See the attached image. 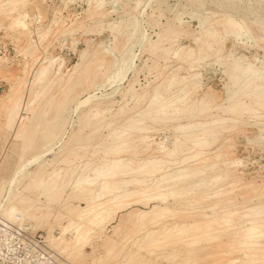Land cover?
<instances>
[{
  "label": "rangeland",
  "instance_id": "1",
  "mask_svg": "<svg viewBox=\"0 0 264 264\" xmlns=\"http://www.w3.org/2000/svg\"><path fill=\"white\" fill-rule=\"evenodd\" d=\"M95 1L96 0H19L18 2L16 1L13 6L11 0H0V186L1 184H6V180L9 179L18 167H26L31 156L45 152L49 147H52V150L48 152L49 155L41 159H55L50 162L49 165L45 166V168H38V164L36 163L27 166L25 171L29 173L38 171L39 176L45 177L47 173L53 169L63 168L67 171L65 174L66 181L69 179V184L64 188L65 190L63 189L58 195L48 199L41 196L39 197L37 192L23 189L24 185L28 184L31 178H27L23 184L20 185L19 190H23L22 193L24 195L30 196L33 199L39 197V202L36 205L41 208L39 209L40 212H47L46 206L50 208V218L47 223H43V226L29 221H25V223L22 221L23 223L14 224L6 220L3 216H0V219L8 224L27 226L31 233L37 232L42 234L45 239L46 247L55 251L64 261V264H124L126 262L127 264H137L139 261V264H225L227 260L242 257L241 253L237 252L241 247L232 244L235 238L234 233L227 234L226 232L216 233L218 240L215 238L212 242L211 240L204 241L199 243L198 246L195 245L186 248L184 245L183 247V243L175 238L171 241L172 243H169V241L167 242L169 244L166 243L165 245L164 242H162L160 243L161 245L152 246V248L149 249L151 246L147 245V240L150 235L145 233V231H157L159 227L153 224L148 225L146 221L140 222L137 218L141 211L147 212L151 210L154 205L159 208L165 206L169 207L167 210L169 212L168 216L164 219V230H162L159 235L162 240L163 233L177 223L180 225L196 223L199 226H203L209 219L206 214L210 215L212 213L213 210L210 209V207L215 203H217V207L214 211L218 214L229 211H240L239 213H243L246 209L245 207L253 205L256 208L258 206H260L259 208L264 207V204H262L264 197L260 196L264 193V132L262 135L260 134L262 132L261 129L264 128V107L256 104L255 99L252 98L254 96H248L243 98L244 105L238 108L235 114L231 113L227 110V107L231 105L232 100L226 99L225 88L229 82L228 73L232 71L230 62L233 61V58L240 59L239 62L242 64L252 63L257 66L264 64V0H203L199 4H191L186 0H98L99 2L97 4H90ZM20 2L25 4L21 6ZM16 3L19 4L16 5ZM197 15L206 18L205 26L210 23L214 24L213 26L219 31H223L224 20L231 15L237 22H244L243 24L251 33V37L249 39L247 38L243 45H241V42L244 41V36H239L235 40L220 39L218 41V47L220 48L219 56L223 60V63H217L216 55L210 54L196 61L193 63L194 66L190 67L187 63H184L186 62V53L191 50V48L194 53L198 52V47L194 39L199 37L201 35L200 33L204 30H202L199 25L198 17H196ZM121 18L125 27L116 30L117 33L115 32V34L106 27H101L109 23L116 27ZM132 18L139 21L141 31L144 35L155 42L153 43L155 52L141 48L137 38L131 39L132 42L128 41V36L133 33V30L130 28V26H132ZM221 18L223 19L221 20ZM18 19L25 20L29 26L25 28L17 22ZM216 19L219 21V24L215 25L214 22L217 21ZM253 25L256 27L254 28ZM73 28L76 30L71 31L70 29ZM200 30H202V32ZM157 41L158 43H156ZM31 44H33L34 47L31 46ZM29 47H31V49ZM25 48L28 50L26 51ZM127 48H131L135 56L131 65L132 67L127 71L124 78L117 83V88L115 85L110 86L105 83V78L107 75L108 77L110 76L116 58H120ZM175 52L180 56H176ZM158 53L160 55H158ZM35 57H38V62L35 69L31 71L32 60ZM180 57H183L182 60H179ZM43 60L44 62L42 63ZM48 61L51 65L50 63L47 64ZM222 64L224 65L222 66ZM100 65L102 66L99 71L98 67ZM180 66L181 68L177 71V76L178 78L180 77L179 80L182 82L180 81L181 83H177L175 86L166 89L169 91H166L164 88L165 85L172 79L174 69ZM40 67H49V74L47 73L49 76L46 82L42 84L43 86L40 85L43 88L40 86H33L34 80L40 71ZM224 69L226 70L224 71ZM160 70H162V74L159 73L161 72ZM195 74H197L195 77L196 80L198 79L196 85L197 89L195 88L196 91H194L195 89L192 91L190 90L184 97L186 103L177 102L175 106L177 108L180 107V109L185 108L187 111L195 110L193 116L197 118L193 116H191V118H189V116H182L179 119H174V121H171L173 120L171 118H169V120L166 118L154 121L148 117L150 115L149 113L146 114L147 105L155 95L160 96V91H162V97L177 95L180 88L191 86V81L194 80V77L191 79V76ZM29 83L31 85L27 86ZM52 84L54 89L51 88ZM160 84H162V87ZM157 87L158 89H156ZM30 88L32 89L30 90ZM161 88L163 89L161 90ZM29 90L31 93H29ZM129 91L131 93H129ZM39 93L40 95H37ZM89 94H95L97 98L84 106L81 105L78 107L79 109H77L75 114L72 113V109L77 105L76 102H78L80 98V100H83ZM106 94L109 95L107 96ZM34 96L37 97L36 99L34 98L35 101L34 99L31 100ZM140 96L143 100L140 99ZM22 97L23 99L21 100L20 98ZM19 102L22 110L20 112L18 124L14 129L8 128L5 126L7 111L10 107ZM136 103H138L137 106L135 105ZM204 103L208 105L206 106ZM198 104L201 108L202 106L208 107L209 109L207 110L209 112L206 110L200 114L198 110L201 108ZM214 106L216 107L213 108ZM121 107H123V110L120 112L122 109ZM57 108L63 112H58ZM144 109L145 111H143ZM244 110L246 111L243 112ZM249 110L250 112H247ZM102 111H104V113ZM91 112L92 119L90 118ZM136 114L140 116L144 114L145 116L142 115L140 117L139 115L136 116ZM86 115H88L87 119L85 117ZM132 118L137 119L132 120ZM219 119H223V124L219 129L220 133L218 134L217 140L210 146H207V148L199 147L190 150V154L198 151L203 152L200 156V160L204 163H210L214 161V154L218 148L221 147L224 157H222L221 161L218 163L219 168H215L214 171H212L213 169L210 171L207 169V176H205L208 179L221 169L231 167V173L228 174L226 179L220 181L219 185L208 184L202 191L199 190L196 191V193L195 191H189L190 194L188 195L186 193L176 197H169L163 204H158L157 201L148 202L145 199L137 201L135 196L130 195L127 197V200L124 201L127 203L126 206L122 207L118 212L111 214L109 216L110 218L108 217L110 221L107 218L108 220H105L106 223L104 221L97 226L91 227L92 232L90 231L88 242L81 250L82 252L80 251L78 254L73 253L67 255L65 252L61 253L59 249H52L48 246L46 242L48 225L52 227L51 234L58 235L60 226L66 224L68 219L74 218L71 211L74 208L83 209L87 206L85 200L80 199L79 196L76 195V192L73 191L76 178L79 179L80 176L85 177V175H89L91 178L92 171L89 170H92L93 167L97 169L101 167V169H103L109 166L111 161L116 158H122L125 161L130 160L134 167L143 165L145 160L162 159V161L166 163L163 164L162 170L157 172L156 176H149L147 173L137 175L141 184L148 187L162 172L169 173L175 171L176 164H172V162L176 163L186 156L181 153L178 155V159H172L171 161L162 158L164 149L166 150L171 147L175 140L177 126L191 125L194 127V130L197 129V127V130H199L201 125L211 124L212 126L215 125ZM135 120H137L139 125L136 124L137 122ZM163 120L164 124L166 123L165 125L162 122ZM213 120H215V122ZM96 121L97 123H95ZM131 121L135 124L133 125ZM127 125H129V127ZM131 126H134V128ZM139 127H141V129L144 127V129L139 130ZM175 127L177 128L174 131ZM130 128L132 129L130 130ZM122 131L126 133L132 131L128 139L131 141L133 139L135 140L132 142L135 145L137 144L135 149L133 148L134 151L131 150L129 153L110 152L107 153V155L104 151L107 148L109 149L110 146V148H112V146L114 147L116 144H120L123 141V137L127 135L126 133L124 134V132L122 133ZM145 131H147V133ZM54 135L59 137L53 138ZM259 135L262 137L258 141L257 137ZM118 136L120 139L117 138ZM144 137H148V139L146 141L142 140ZM194 137L195 133L188 135V138L180 137V139L185 146L191 147L192 144L190 140ZM145 145L148 146L145 147ZM102 146L105 149L102 148ZM167 162H171V164ZM223 162L226 164H222ZM204 163L197 166H202ZM131 175L132 174H127L128 177L125 175V177L121 176L118 180H126L130 178ZM198 178L199 177H196L192 180L194 181ZM72 184L73 186H71ZM31 186L32 184L29 187ZM135 186V184L129 185L127 188L128 192L133 191ZM70 187L72 189H70ZM91 190L97 192L98 186L91 188ZM199 194H203L202 197ZM191 196H194V198L192 197L191 201L188 202V198ZM198 197L201 198L199 199ZM207 197L210 198V201L209 198L208 200L206 199ZM176 200H180V202ZM185 204L188 205L185 206ZM185 207H187V209ZM204 208L205 210H203ZM193 210L196 211L193 212ZM179 211L183 214L186 213L184 214L186 218ZM32 212H36V210H32ZM137 213L139 214L137 215ZM128 215L130 218H128ZM181 215L183 217H181ZM242 227L243 224L239 222L232 232H236L237 234ZM220 236L222 238H220ZM261 241L264 248V239ZM228 243L229 245H227ZM109 244L112 245L109 246ZM168 245L170 247H168ZM160 248H164V251ZM204 248L206 250H204ZM231 249L233 252L228 254L227 252L231 251ZM135 253L136 255H134ZM129 257L131 258L130 262ZM189 259L192 260L190 261ZM136 260L139 261L136 262Z\"/></svg>",
  "mask_w": 264,
  "mask_h": 264
},
{
  "label": "bare ground",
  "instance_id": "2",
  "mask_svg": "<svg viewBox=\"0 0 264 264\" xmlns=\"http://www.w3.org/2000/svg\"><path fill=\"white\" fill-rule=\"evenodd\" d=\"M18 2L19 0H11V3L13 6L15 4V2ZM21 1H26V0H21ZM187 2L191 3V4H199L201 3V1L203 0H186ZM99 1L96 0L94 3H90V4H97ZM21 6L24 5L25 3L22 4ZM19 3H16V5ZM217 6H219L218 4H215ZM89 6V5H88ZM91 7V6H90ZM17 8V6H16ZM95 8V7H94ZM14 9V8H13ZM17 10V9H16ZM222 10V9H221ZM12 11V10H11ZM90 11V10H89ZM226 11V10H225ZM7 13V12H6ZM10 13V12H9ZM14 13V11H13ZM38 14V13H37ZM92 14V13H90ZM12 15V14H10ZM18 15V14H17ZM177 15V14H176ZM180 16V15H177ZM24 17V16H23ZM39 17V16H38ZM92 17V16H91ZM198 17V21H199V25L202 28V30H200L202 33H200L199 37L195 38L194 41L197 44L198 47V52L194 53V51L189 50L186 53V62L190 67H193V63H195L196 61H199L201 59H203V57L210 55V54H215L216 55V62L221 64L223 63L222 59L219 56V52H220V48L218 47V41L220 39H237L239 36H244V41L241 42V45L245 44L244 42H246L247 38L249 39L251 37V33L249 32L248 29H246V27L244 26V22L240 23L237 22L233 16H228V18H226L224 20V24H223V31H219L217 30L213 25L214 24H209L207 26H205V22H206V18L200 17V16H196ZM175 18V17H174ZM173 18V19H174ZM193 18V17H192ZM25 19V18H24ZM223 18H221L222 20ZM217 20V19H216ZM250 21V20H249ZM18 23H20L21 25H23L25 28H27L29 25L25 20H21L18 19L17 21ZM53 22V21H52ZM179 22V21H178ZM181 23V22H180ZM215 25L219 24V21H215L214 22ZM249 23V22H247ZM102 24V23H101ZM131 24L132 26H130V28L133 30V33L130 34L128 36V41L132 42L131 39H138V43L139 45H141V48L143 49H147L150 51H154L155 49L153 48V43H155L154 41H151L150 39H148L146 37V35H144V33L141 31V26L138 20L135 19H131ZM182 24V23H181ZM250 24V23H249ZM248 25V24H247ZM246 25V26H247ZM218 26V25H217ZM250 26V25H249ZM23 27V28H24ZM101 27H106L107 29H109L113 34H115L116 30L118 29H123V27H125L122 18L121 20H119L118 25H116V27L109 23L105 26H101ZM253 27L255 28L256 26L253 25ZM50 29V28H49ZM170 29V28H169ZM71 31H74L76 29H70ZM256 30V29H255ZM258 30V29H257ZM30 31V30H29ZM46 32H48L47 30H45ZM64 31V30H63ZM62 31V32H63ZM69 31V30H67ZM70 31V32H71ZM168 31V30H166ZM170 31V30H169ZM66 32V31H65ZM28 33V32H27ZM42 33V32H41ZM117 33V32H116ZM119 33V32H118ZM176 33V32H175ZM164 34V33H163ZM31 35V34H30ZM32 36V35H31ZM40 36V34H39ZM189 36V35H188ZM139 37V38H138ZM256 37V36H255ZM161 39V38H160ZM164 39V38H163ZM174 39V38H173ZM254 39V38H253ZM257 39V38H255ZM115 40V39H114ZM159 40V39H158ZM171 40V39H170ZM31 41V40H30ZM172 41V40H171ZM258 41V40H257ZM260 42V40H259ZM258 42V43H259ZM158 43V41L156 42ZM30 44V43H29ZM28 46V45H27ZM31 46H33V44H31ZM113 46V45H112ZM111 46V47H112ZM34 47V46H33ZM31 49V47H29ZM36 48V47H35ZM163 48V47H162ZM164 49V48H163ZM190 49V48H189ZM26 50V48H25ZM28 50V49H27ZM26 50V51H27ZM159 50V49H157ZM168 50V49H167ZM166 50V51H167ZM251 50V49H250ZM161 51V50H159ZM178 51V50H177ZM184 51V50H183ZM155 52V51H154ZM165 52V50H164ZM180 52V51H179ZM176 53V52H175ZM184 53V52H183ZM155 54V53H154ZM163 54V53H162ZM112 55V54H110ZM158 55H160L158 53ZM114 56V55H113ZM176 56H180L178 53H176ZM183 56V55H181ZM94 57V56H93ZM134 54L132 52L131 48H127L124 50V54L122 56H120V58H116V62L113 65V70L110 73V76L108 77V75L105 78V83H107L108 85L112 86L115 85L117 88V83H119L125 76V74L127 73V71L129 69H131L130 67H132V63H133V59H134ZM166 57L168 58V56L166 55ZM176 58V57H175ZM181 58V57H180ZM179 60H182V58ZM185 58V57H184ZM237 58V57H236ZM215 59V58H214ZM115 60V59H114ZM177 60V61H179ZM228 60V59H227ZM53 61V60H52ZM184 61V60H183ZM240 59H234L233 61L230 62V65L232 67V71L229 72V82L226 85V99L227 100H232V103L230 106L227 107V110L231 113H236L237 109L240 108L241 106L244 105L243 102V98L244 97H250V96H254L252 98L255 99L256 104L258 106H263L264 107V64L262 65H253L252 63H247V64H242L239 62ZM38 62V57L33 58L32 60V65H31V71L35 69V66L37 65ZM44 62V60L42 61V63ZM165 62V61H164ZM31 63V62H30ZM41 63V62H40ZM50 62L48 61L47 64H49ZM90 64V63H89ZM51 65V63H50ZM88 65V64H87ZM224 64H222L223 66ZM96 66V65H95ZM102 65H100L98 67L99 71ZM167 66V65H166ZM51 67V66H50ZM53 67V65H52ZM155 67V65H154ZM228 67V66H227ZM40 67V71L37 74L33 86L35 87H39L40 85L44 84L47 80V77L49 75H47L48 73V69L49 67H44L42 68ZM59 68V67H58ZM165 68V67H164ZM181 68L177 67L176 69H174L173 73V77L170 81L167 82V84L165 85V90L169 89L173 86H175L177 83H179L181 80L180 77L178 78L177 76V71ZM225 68V67H224ZM75 69V68H74ZM96 69V68H94ZM163 69V68H162ZM24 70V69H23ZM164 70V69H163ZM226 69H224L225 71ZM59 71V70H58ZM161 72L159 73H163L162 70H160ZM105 72V71H104ZM23 73V72H22ZM58 73V72H57ZM198 73V72H197ZM49 74V73H48ZM188 74V73H187ZM227 74V75H228ZM158 75V74H157ZM191 75V74H190ZM159 76V75H158ZM197 74L192 75V77H194V80L191 81V86H185L179 89V93L173 96H169V97H162L161 92L160 91V96L158 95H153L154 97L151 99V101L149 102L148 100V105H147V111L146 114L149 113L150 117L152 120H161V119H166L171 118L174 121V119H179L182 116H189V118H191V116H193L194 111L195 110H190L187 111L185 108L180 109L177 108L175 106V103L180 102L183 103L185 102L184 97L190 92V90H194L196 88L197 85V80L196 77ZM199 76V75H198ZM185 77V76H184ZM228 77V76H227ZM182 78V77H181ZM95 79V78H94ZM183 80V79H182ZM185 81V80H184ZM183 81V83H184ZM31 82V81H30ZM166 82V81H165ZM182 82V81H181ZM180 82V83H181ZM16 83V82H15ZM182 83V84H183ZM55 84V83H54ZM159 84V83H158ZM31 84L29 83L27 86H30ZM48 85V84H47ZM56 85V84H55ZM65 85V84H64ZM63 85V86H64ZM150 85V84H149ZM162 84H160L161 86ZM21 86V85H20ZM32 86V87H33ZM43 86V85H42ZM114 86V87H115ZM158 86V85H157ZM184 86V85H183ZM41 87V86H40ZM162 87V86H161ZM43 88V87H41ZM53 88V84L52 87ZM129 88V86H128ZM32 88H30L31 90ZM54 89V88H53ZM158 89V87L156 88ZM160 89V87H159ZM163 88H161L162 90ZM175 89V88H174ZM177 89V88H176ZM197 89V88H196ZM196 89L194 91H196ZM29 90V93H31ZM42 90V89H41ZM49 90V89H48ZM61 90V89H60ZM114 90V88H113ZM130 90V89H129ZM155 90V89H154ZM153 90V91H154ZM225 90V89H224ZM39 91V90H38ZM43 91V90H42ZM40 91V92H42ZM128 91V90H127ZM169 91V90H166ZM37 92V91H36ZM83 92V91H82ZM133 92V91H132ZM146 92V91H145ZM157 92V90H156ZM129 93H131L129 91ZM47 94V93H46ZM111 94V93H110ZM158 94V93H156ZM192 94V93H191ZM31 95V94H29ZM37 95H40L37 94ZM42 95V94H41ZM107 96L109 94H106ZM143 95V94H142ZM43 97V96H42ZM101 97V96H100ZM135 97V96H133ZM141 97V96H140ZM139 97V98H140ZM144 98H146L145 96H143ZM206 97V96H204ZM27 98V97H26ZM36 99L37 97H32L31 100ZM52 98V97H51ZM97 96L95 94H89L88 96H86L83 100H80L77 103L76 107L74 109H72V113H76L77 109H79L78 107H80L81 105L84 106L85 104L93 101L94 99H96ZM106 98V97H104ZM151 98V97H150ZM21 100L23 99L20 98ZM19 99V100H20ZM34 99V101H35ZM134 99V98H133ZM142 99V97L140 98ZM188 99V98H187ZM186 99V100H187ZM202 99V98H201ZM20 100V101H21ZM135 100V99H134ZM137 100V98H136ZM143 100V99H142ZM141 101V100H140ZM199 101V100H198ZM209 101V98H208ZM254 101V102H255ZM137 102V101H136ZM139 102V100H138ZM142 102V101H141ZM192 102V101H191ZM190 102V103H191ZM201 102V101H200ZM213 102V101H212ZM253 102V101H252ZM6 103V102H5ZM186 103V102H185ZM184 103V104H185ZM31 104V103H28ZM45 104V102H44ZM96 104V103H95ZM138 103H136L135 105L137 106ZM196 104V103H195ZM200 104V103H199ZM198 104V106H199ZM205 104V103H204ZM246 104V103H245ZM248 104V103H247ZM52 105V104H50ZM65 105V104H64ZM74 105V106H75ZM98 105V104H97ZM180 105V104H179ZM193 105V104H192ZM190 105V106H192ZM202 105H203V101H202ZM206 105V104H205ZM208 105V104H207ZM206 105V106H207ZM210 105V104H209ZM251 105V104H249ZM248 105V106H249ZM255 105V104H254ZM49 106V105H48ZM58 106V104H57ZM61 106V105H60ZM106 106V105H105ZM123 106V105H122ZM135 106V107H136ZM182 106V105H181ZM184 106V105H183ZM227 106V105H225ZM3 107V106H2ZM187 107V105H186ZM194 107V105H193ZM200 107V106H199ZM216 106H214L213 108H215ZM219 107V106H218ZM223 107V106H222ZM245 107V106H244ZM250 107V106H249ZM257 107V106H256ZM51 108V106H50ZM122 108V109H121ZM119 109L120 112L123 110V107H121ZM134 108V107H133ZM132 108V109H133ZM190 108V107H189ZM201 108V107H200ZM212 108V107H211ZM220 108V107H219ZM225 108V107H224ZM243 108V107H242ZM255 108V107H253ZM259 108V107H257ZM49 109V108H48ZM62 109V108H61ZM90 109V108H88ZM87 109V110H88ZM100 109V108H99ZM98 109V110H99ZM207 109H209L208 107H203L198 110L199 113L201 114V112H205ZM218 109V108H216ZM222 109V108H220ZM22 110V107L19 103H16L14 106L10 107L7 111V115H6V121H5V126H7L8 128L14 129L19 121L20 118V112ZM40 110V109H39ZM58 110V108H57ZM106 110V109H105ZM211 110V109H210ZM225 110V109H224ZM243 110V109H241ZM255 110V109H254ZM261 110V109H260ZM62 111V110H61ZM60 110H58V112H61ZM90 111V110H89ZM94 111V110H93ZM116 111V110H115ZM118 111V110H117ZM142 111V109H141ZM145 111V109L143 110ZM208 111V110H207ZM217 111V110H216ZM246 110H244L243 112H245ZM256 111V110H255ZM57 112V111H56ZM63 112V111H62ZM83 112V111H82ZM104 113V111H102ZM109 112V111H108ZM119 112V113H120ZM140 112V111H139ZM138 112V113H139ZM209 112V111H208ZM207 112V113H208ZM247 112H250L247 111ZM259 112V111H257ZM66 113V112H65ZM97 113V112H96ZM95 113V116H96ZM198 113V112H196ZM239 113V112H238ZM237 113V114H238ZM254 113V112H253ZM84 114V113H83ZM82 114V115H83ZM91 116L90 118L92 119V112L90 113ZM94 114V113H93ZM99 114V113H98ZM117 114V113H116ZM228 114V113H227ZM240 114V113H239ZM255 114V113H254ZM36 115V114H35ZM57 115V114H56ZM81 115V116H82ZM122 115V114H121ZM139 114H136V116H138ZM145 116L144 114H141V116ZM214 115V114H213ZM212 115V116H213ZM224 115V114H221ZM232 115V114H231ZM247 115V114H246ZM257 115V114H256ZM255 115V116H256ZM260 115V114H259ZM263 115V114H262ZM88 115H86V119ZM94 116V115H93ZM115 116V113H114ZM140 116V115H139ZM140 116V117H141ZM208 116V115H207ZM206 116V117H207ZM230 116V115H228ZM233 116V115H232ZM252 116V114H251ZM43 117V116H42ZM84 117V118H85ZM130 117V116H129ZM194 118H197L195 116H193ZM192 117V118H193ZM235 117V115H234ZM239 117V116H238ZM237 117V118H238ZM260 117V116H259ZM264 117V116H263ZM89 118V120H90ZM95 118V117H93ZM143 118V117H142ZM204 118V117H203ZM210 118V117H209ZM226 118V117H225ZM236 118V117H235ZM101 119V118H100ZM137 119V118H134ZM132 118V120H134ZM139 119V118H138ZM65 120V118H64ZM70 120V119H69ZM103 120V118H102ZM192 120V119H191ZM189 120V121H191ZM225 120V119H224ZM77 121V120H76ZM98 121V120H97ZM97 121L95 123H97ZM130 121V120H129ZM137 122V120H135ZM134 121V122H135ZM140 121V120H139ZM142 121V119H141ZM140 121V122H141ZM144 121V119H143ZM167 121V120H165ZM176 121V120H175ZM202 121V120H201ZM215 122V120H213ZM212 121V124H213ZM229 121V118H228ZM84 122V121H83ZM86 122H90V121H86ZM100 122V121H99ZM132 122V121H131ZM159 122V121H158ZM164 124V120L162 121ZM160 122V123H162ZM223 119H219L217 120V123L215 125H201L198 129L194 130V127L191 125H181V126H177L174 128H177V132L175 134V140L172 144L171 147L167 148L166 150L164 149L163 156L162 158L168 159L169 161H171L172 159H178V155L183 153L184 156L180 161H177L176 163L172 164H176L175 167V171H171L169 173H161V175L159 177H157L155 179V181L153 183H151V185H149L148 187L143 186L141 184V181L137 178V175H141L144 173H147L149 176H156L157 172H160V170H162L161 168L163 167V164L166 163L165 161H162V159H154V160H150V161H146L143 163V165L141 166H132V162L130 160H124L122 158H116L113 161H111L110 165L101 169V165L98 166L100 167V169H97L95 167H93L91 175L92 177L90 178L89 175H85V177H81L79 179H75L76 182H74V186L73 184L71 186H73V191L76 192V195L79 196L80 199H84L85 202L87 203L86 208L83 209H76L74 208L71 211V214H73L74 218H70L67 220V223L64 225L60 226V230L58 235H52V227L50 225H48V230H47V244L50 248L52 249H59L61 253L65 252L67 255H71L73 253H80V251L84 248V246L86 245V243L88 242L89 236H90V231L92 230L91 227L97 226L101 223H103L111 214H113L114 212H118L119 210H121L122 207L126 206L127 203H125L124 201L127 200V197H129L130 195H133L136 197L137 201H141L143 199H145L146 201L150 202H155L157 201L158 204L159 203H164L169 197H176L178 195H183V194H190L189 191L193 192L195 191H199L202 189H204L205 187L208 186V184L210 185H219L220 181H223L224 179H226L228 177V174L231 173V167L228 168H224L221 169L220 171H218V173L210 176L208 179L205 177L207 176L206 174V170L208 169L209 171L211 169H213L212 171H214L215 168H219L218 163L221 161L222 157H224V153L220 148H218V150L215 152L214 154V161L210 162V163H204L203 161H201L200 156L203 154V152H196L193 154H190V150L192 148H199V147H205L207 148V146H210L212 143H214L217 140L218 134L220 133V127H222V123ZM227 122V120H226ZM233 122V121H231ZM133 123V122H132ZM144 123V122H143ZM142 123V124H143ZM146 123V122H145ZM153 123V122H151ZM177 123V122H176ZM189 123V122H188ZM199 123V122H198ZM211 123V122H210ZM135 123H133L134 125ZM138 124V122L136 123ZM150 124V123H149ZM166 124V123H165ZM164 124V125H165ZM201 124V123H200ZM203 124V123H202ZM205 124V122H204ZM207 124V122H206ZM81 125V124H80ZM85 125V124H84ZM94 125V123H93ZM110 125V124H109ZM139 125V124H138ZM145 125V124H144ZM143 125V126H144ZM198 125V124H197ZM196 125V126H197ZM66 126V125H65ZM129 127V125H127ZM136 126V125H135ZM141 126V125H140ZM147 126V125H146ZM150 126V125H149ZM199 126V125H198ZM64 127V126H63ZM79 127V126H78ZM134 128V126H131ZM148 127V126H147ZM152 127V126H151ZM173 127V126H171ZM81 128V127H80ZM87 128V127H86ZM139 130L144 129V127H139ZM196 128V127H195ZM33 129V128H32ZM82 129V128H81ZM85 129V128H84ZM124 129V128H123ZM132 128H130L131 130ZM83 130V129H82ZM125 130V129H124ZM147 130V129H146ZM126 131H127V127H126ZM144 131V130H143ZM148 131V130H147ZM147 131H145L147 133ZM261 135L264 132V128L261 129ZM52 132V131H51ZM82 132V131H80ZM124 131H122L123 133ZM132 132V131H130ZM130 132H124V134L126 133L127 135L125 137H123V141L120 144H116L114 147L112 146V148L109 147V149L107 148L104 152L110 153V152H116V153H122V152H131V150H133V148L135 149L136 145L132 142H134L135 140L133 139L132 141L129 138L130 136ZM135 132V129H134ZM115 133V132H114ZM118 133V132H116ZM121 133V134H122ZM175 133V132H174ZM195 133V137L193 139H191V147H187L184 145V143H182L180 137L183 138H188V135L190 134H194ZM23 134V132H22ZM78 134V133H77ZM31 135V134H30ZM123 135V134H122ZM261 135H259L257 137V140L259 141V139L262 137ZM264 135V134H263ZM16 136V135H15ZM48 136V134H47ZM71 136V135H70ZM116 136V135H115ZM120 136V135H119ZM119 136L117 138H119ZM59 136L54 135L53 138H57ZM84 137V136H83ZM108 137V136H107ZM111 137V136H109ZM34 138V137H33ZM45 138V137H44ZM116 138V137H115ZM116 138V139H117ZM140 138V137H139ZM111 139V138H110ZM120 139V138H119ZM148 139V137H144L142 138V140L146 141ZM78 140V139H77ZM52 141V140H51ZM115 141V140H114ZM113 141V142H114ZM121 141V140H120ZM50 142V141H49ZM117 142V141H116ZM189 142V141H188ZM261 143V142H260ZM108 144V143H107ZM163 144V143H162ZM189 144V143H188ZM34 145V144H32ZM77 145V144H76ZM35 146V145H34ZM148 145H145V147H147ZM33 147V146H32ZM59 147V146H58ZM62 147V146H61ZM65 147V146H64ZM144 147V146H143ZM218 147V146H217ZM102 148H104L102 146ZM105 149V148H104ZM137 149V148H136ZM52 150V147L47 148V150L45 152H41L40 154L38 153V155H34L31 156V158H29L28 164L26 165H33V164H38L37 167L38 168H45V166L49 165L50 162H52L55 158H48L46 160H42L41 158L46 157V155H49V151ZM147 150V149H146ZM134 151V150H133ZM189 151V152H188ZM159 152V150H158ZM21 153V152H20ZM29 153V151H28ZM27 153V154H28ZM70 153V152H69ZM68 153V154H69ZM136 153V152H135ZM51 154V153H50ZM71 154V153H70ZM75 154V153H74ZM108 155V154H107ZM71 156V155H70ZM76 157V156H75ZM21 158V157H20ZM72 158V157H71ZM153 158V157H152ZM40 159V160H39ZM207 159V158H206ZM175 161V160H174ZM136 162V161H135ZM169 164H171V162H167ZM192 163V164H190ZM201 163H204L202 166H197L200 165ZM102 164V163H101ZM222 164H226V163H222ZM137 165V164H136ZM57 166V165H56ZM68 166V165H67ZM225 166V165H224ZM26 167L20 166L17 168V170L9 177L8 180H6V184L0 186V216H3L6 220L14 223V224H20L22 221L25 223V221H29V222H33L36 223L39 226H43V223H47L48 219L50 218V213L49 210L50 208L48 206H46L47 208V212L42 213L39 211V209H41L40 207H37V203L39 202V197H45V198H50L53 196H56L59 194L60 191H62L66 186H68L69 184V179L66 181L65 179V174L67 173V171L63 168H56L53 169L52 171L47 173V176L45 177H41L39 176V172H27L25 171ZM86 167V165H85ZM97 167V166H96ZM167 168V167H166ZM169 168V167H168ZM69 169V168H68ZM87 169V168H86ZM82 170V169H81ZM88 171V172H89ZM208 171V172H209ZM85 172V171H84ZM87 172V173H88ZM165 172V170H164ZM81 173V172H80ZM90 173V172H89ZM83 174V172H82ZM127 174H132L130 176V178L126 179V180H118L119 177L121 176H127ZM146 174V175H147ZM206 174V175H205ZM32 176V177H31ZM84 176V175H83ZM124 176V177H125ZM128 177V176H127ZM199 177L197 180L195 179L194 181L192 179ZM27 178H31L30 182L26 185H24L23 189H29L31 191L37 192L38 194V198L37 199H33L30 196H26L22 193L20 189V185L23 184V182L27 179ZM71 180V179H70ZM74 180V181H75ZM143 181V179H142ZM144 182V181H143ZM142 182V183H143ZM150 183V182H149ZM32 184L31 187H29ZM131 184H135V189L133 191H129L127 190L128 186ZM145 184V182H144ZM148 184V183H147ZM235 184V183H234ZM233 185V184H232ZM98 186V191L94 192L91 190V188ZM132 187V186H131ZM209 188V187H208ZM70 189H72L70 187ZM232 189V188H231ZM65 190V189H64ZM219 190V189H218ZM72 191V190H71ZM189 192V193H188ZM209 193V192H208ZM215 193V192H214ZM207 194V193H206ZM211 194V193H210ZM222 194V193H221ZM227 194V193H226ZM201 195V194H199ZM198 195V196H199ZM203 195V194H202ZM201 195V197H202ZM214 195V194H213ZM212 195V197H213ZM220 195V194H219ZM224 195V194H223ZM230 195V194H229ZM260 196L264 197V193L263 195L261 194ZM194 198V196H191L190 198H188V202L191 201V198ZM200 197V198H201ZM217 197V195H216ZM223 197V196H222ZM77 198V197H76ZM75 198V199H76ZM199 198V197H198ZM199 198V199H200ZM209 197H207L206 199L208 200ZM67 199V198H65ZM173 199V198H172ZM187 199V198H186ZM213 199V198H212ZM215 199V198H214ZM226 199V198H225ZM202 200V199H201ZM222 200V199H221ZM136 201V202H137ZM177 201V200H176ZM180 202V200H178ZM177 201V202H178ZM206 201V200H205ZM210 201V198H209ZM250 201V200H249ZM174 202V201H173ZM187 202V201H186ZM195 202V201H193ZM217 202V201H216ZM226 202V201H225ZM230 202V201H228ZM73 203V202H72ZM182 203V202H181ZM224 203V202H223ZM140 204V203H139ZM152 204V203H151ZM155 204V203H153ZM180 204V203H179ZM220 204V203H218ZM244 204V203H242ZM262 204H264V201L262 202ZM261 204V206H262ZM188 204H185V206H187ZM191 205V204H190ZM236 205V204H235ZM128 206V205H127ZM161 206V205H158ZM211 206V205H210ZM264 206V205H263ZM129 207V206H128ZM184 207V206H183ZM182 207V209H183ZM192 207V206H190ZM217 207V203L213 204L210 209H212V213L210 215L206 216L209 218L207 220V222L203 225V226H199L196 223H192V224H187V225H180V224H174L175 226L170 227V229H168L165 233H163L164 235L162 236V240L161 237H159V235L161 234L160 232H162V230H164V219L166 216H168V208L169 207H157L156 205H154L151 210H148L147 212L141 211V213H137L138 215V221L143 222L146 221L148 225H158V230L157 231H149L145 233H148L150 235L149 239L147 240V245L151 246L149 249L152 248V246H156L159 245L160 243L164 242V244L166 245L167 242L172 243L171 241H173V239H179V242L181 241V243H183V247L185 245L186 248L190 247V246H195L201 242L204 241H209L215 238H217L218 236L216 235V233L219 232H226L227 234H233L235 235L234 241L232 242V244H236L239 245V247H241V249H239L237 252H240L242 257L240 258H232L230 260H227L225 264H264V248L262 245V241L264 239V207L263 208H259L260 206H258L257 208L253 205V206H247L245 207L246 209L244 210L243 213H239L238 211H229V212H224L223 214H218L216 213V211H214V209ZM243 207V206H242ZM187 209V207H185ZM61 209V208H60ZM138 209V208H137ZM191 209V208H190ZM209 209V208H208ZM32 210H36V212H32ZM142 210V209H141ZM205 210V208L203 209ZM170 211V210H169ZM183 211V210H182ZM185 211V210H184ZM192 211V210H191ZM196 210H193V212H195ZM198 211V210H197ZM200 211V210H199ZM222 211V210H221ZM171 212V211H170ZM175 212V211H173ZM180 212V211H179ZM203 212V211H202ZM201 212V213H202ZM206 212V211H205ZM211 212V211H210ZM129 213V212H128ZM181 213V212H180ZM189 213V212H187ZM200 213V212H199ZM39 214V215H38ZM130 214V213H129ZM174 214V213H172ZM171 214V215H172ZM183 214V213H181ZM186 214V213H184ZM183 214V216L185 217V215ZM190 214V213H189ZM196 215H199L197 213H195ZM136 215V216H137ZM193 215V214H191ZM195 215V216H196ZM204 215V213H203ZM126 216V215H125ZM129 216V215H128ZM133 216V215H132ZM131 216V217H132ZM135 216V215H134ZM181 215V217H183ZM205 216V217H206ZM192 217V216H191ZM204 217V218H205ZM110 218V217H109ZM108 218V219H109ZM130 218V216L128 217ZM186 218V217H185ZM188 218V217H187ZM107 219V220H108ZM146 219V220H145ZM106 220V221H107ZM105 221V223H106ZM110 221V219H109ZM136 221V220H135ZM206 221V220H204ZM22 222V223H23ZM130 222V221H129ZM137 222V221H136ZM134 222V223H136ZM184 222V221H183ZM191 222V221H190ZM242 223L243 227L241 230H239V233L237 232H232L235 229V226H237L238 223ZM132 223V222H131ZM133 223V224H134ZM146 224V225H147ZM167 224V223H166ZM142 225V224H141ZM241 225V224H240ZM239 225V226H240ZM105 226V225H104ZM167 226V225H166ZM119 227V226H118ZM117 227V228H118ZM141 227H145V226H141ZM169 227V226H168ZM166 228V227H165ZM145 229V228H144ZM167 229V228H166ZM102 230H103V226H102ZM56 231V230H55ZM92 232V231H91ZM164 232V231H163ZM147 234V235H148ZM233 235V236H234ZM96 236V235H94ZM230 236V235H229ZM98 237V236H96ZM231 237V236H230ZM92 238V237H90ZM220 238H222L220 236ZM219 238V239H220ZM228 238V237H226ZM218 240V238H217ZM224 240V239H223ZM233 240V239H231ZM176 241V240H175ZM178 242V241H177ZM175 242V243H177ZM178 242V243H179ZM214 242V241H213ZM112 243V242H111ZM167 243V244H169ZM179 243V244H181ZM210 243V242H209ZM162 244V245H164ZM231 244V242H230ZM112 244H109V246H111ZM161 245V244H160ZM229 245V243L227 244ZM108 246V245H107ZM114 247V246H112ZM161 247V246H159ZM168 247H170L168 245ZM174 247V245H173ZM232 247V246H231ZM142 248V247H141ZM146 248V246H145ZM155 248V247H154ZM153 248V249H154ZM180 248V247H178ZM163 249L164 248H160ZM167 249V248H166ZM227 249V248H226ZM229 249V247H228ZM233 249V248H232ZM228 251L227 253L231 254L233 251ZM156 250V249H155ZM158 250V249H157ZM173 250V249H172ZM171 250V251H172ZM196 250V249H195ZM203 250V249H202ZM204 250H206L204 248ZM147 251V250H146ZM162 251V252H163ZM201 251V250H200ZM82 252V251H81ZM112 252V250H111ZM150 252V251H149ZM153 252V250H152ZM173 252V251H172ZM108 253V252H107ZM156 253V252H155ZM161 253V252H160ZM198 253V252H197ZM186 254V253H185ZM192 254V253H191ZM225 254V253H224ZM109 255V254H108ZM133 255V253H132ZM136 255V253L134 254ZM152 255V254H150ZM155 255V254H154ZM168 255V254H167ZM130 256V255H129ZM212 256V255H211ZM224 256V255H223ZM226 256V255H225ZM103 257V256H102ZM133 257V256H131ZM137 257V256H136ZM169 257V255H168ZM172 257V256H171ZM176 257V256H175ZM196 257V256H195ZM209 257V256H207ZM99 258V257H98ZM107 258V257H106ZM130 258V257H129ZM140 258V257H138ZM160 258V257H159ZM165 258V257H164ZM167 258V257H166ZM97 259V258H96ZM141 259V258H140ZM143 259V258H142ZM174 259V258H173ZM183 259V258H182ZM187 259V257H186ZM134 260V259H133ZM147 260V259H146ZM168 260V258H167ZM176 260V259H175ZM188 260V259H187ZM190 260V259H189ZM192 260V259H191ZM190 260V261H191ZM128 261V258H127ZM131 261V258L129 260V262ZM139 260H136V262ZM142 261V260H141ZM153 261V260H152ZM93 262V260H92ZM134 262V261H132ZM131 262V263H132ZM140 262V261H139ZM139 262L137 264H139ZM148 262V261H147ZM186 262V261H185ZM184 262V263H185ZM97 263V262H96ZM101 263V262H100ZM145 263V262H143ZM178 263V262H177ZM188 263V262H187ZM124 264H127L124 263ZM130 264V263H129ZM141 264V263H140ZM154 264V263H153Z\"/></svg>",
  "mask_w": 264,
  "mask_h": 264
},
{
  "label": "built area",
  "instance_id": "3",
  "mask_svg": "<svg viewBox=\"0 0 264 264\" xmlns=\"http://www.w3.org/2000/svg\"><path fill=\"white\" fill-rule=\"evenodd\" d=\"M0 264H64V261L46 247L42 234L0 219Z\"/></svg>",
  "mask_w": 264,
  "mask_h": 264
}]
</instances>
